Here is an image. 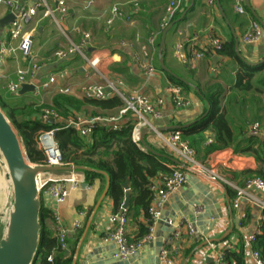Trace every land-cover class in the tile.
I'll return each mask as SVG.
<instances>
[{
	"label": "crops",
	"instance_id": "1",
	"mask_svg": "<svg viewBox=\"0 0 264 264\" xmlns=\"http://www.w3.org/2000/svg\"><path fill=\"white\" fill-rule=\"evenodd\" d=\"M45 1L54 12L56 20L50 16H44V9L41 8L34 21L26 27L27 30L32 31L33 47L35 33L42 35L44 39L43 48L34 50L32 47L33 53L42 64V69L52 67L39 82L51 72L66 69L69 74L63 80H57L47 91L41 92L39 97L33 93L8 94L5 88L7 83L16 79L17 69L27 67L25 58L17 49L18 41L9 39L8 24L3 28L0 27V43L12 46L15 50L7 54L0 63V95L14 102L24 101L46 106L51 105L55 96L65 95L83 103L76 116L105 118L116 116L119 111L102 110L96 106L84 104L83 90L88 84L105 85L107 81H121L122 85L118 86V90L125 95L138 91L148 96L153 102L164 98V103L159 108L162 119L153 121L148 116H145V119L162 135L175 130L160 131V128L179 127L177 131L181 132L182 138L195 150L196 161L204 169L213 170L217 174L216 179L212 180L205 174L192 171L190 167V170L184 169L187 174V183L169 197L163 212V220L170 219L174 223H180L176 229L178 236L173 240V248H176L177 254L172 256L175 255L174 258L179 264H185V262L188 264L191 259L188 257L192 256L193 252L203 251L206 247L205 245L198 249L199 245L206 242V239L208 241L221 239L229 229H232L233 232L225 239L229 237L227 241H230L236 238L237 246L240 240H244L245 236L259 228L261 211L245 201H242L238 208H233L234 198L229 197V191L242 187L244 181L255 177L259 170L264 173V66L253 73L251 89L242 91L236 87L239 77L247 78L241 65L228 55L217 54L210 49L211 40L217 39L225 45L230 40L234 41L236 36L238 46L236 47L234 42L235 53L238 52L242 59L254 65L246 64L236 53L237 57L251 67L263 65L264 39L258 46H252L243 44L241 36L252 21L264 23V0H249L251 10L246 7L245 0H241L243 14L235 11V0H219L223 13L216 3L214 6H209L205 0H182L181 8L171 22L175 23L166 33L161 49L160 42L164 30H159V23L170 0H93L92 6L88 9L83 7L87 0H65L67 12L64 16L56 11L58 0ZM135 1L138 4L137 9L134 6ZM33 2L35 1L23 0V5L29 6ZM113 6L118 7L122 14L108 25L106 20L110 18V10ZM8 14L5 8L0 7V20ZM54 24L67 39L60 35H57L58 38L55 36ZM83 33L90 34L84 54L96 61L95 69L80 55H72L62 60L51 58L55 51L65 49L70 41L74 44L79 43ZM151 35L155 36L153 47L147 44V39ZM179 44L183 45V52L187 57L186 64H183L175 55ZM145 52H148L156 69L151 76L145 75L140 68L141 60L146 57ZM197 53H203V56L197 58L195 56ZM49 58L51 60L47 61ZM160 59L172 74L162 70ZM168 74L186 85V89L177 85L181 88L183 96L190 102L186 108H176L165 94L167 86L176 85L169 80ZM64 87H69L71 93H58L57 90ZM212 95L220 100L221 111L227 119L232 138L219 150L205 155L202 151L203 146L213 140V133L209 127L200 126L198 123L208 116L210 107L207 98ZM112 96L114 95L110 98ZM253 98L254 102L251 101ZM135 121L134 114L127 112L122 116L120 123L124 127L130 122L134 125ZM255 122L260 124L262 132L251 142L250 126ZM200 136L205 139L203 146L199 141ZM85 141L90 143L91 135L85 138ZM143 143L145 147L141 144L142 151L151 149L152 154L158 158L170 157L185 163L160 141L152 129L145 132ZM159 151H163L164 154ZM162 162L168 167L176 166H170L164 160ZM0 164L1 239L6 228V222L4 219L1 220V216L3 210L12 205V192L10 182H7L5 178L7 171L1 157ZM77 172L82 174L83 182H85L84 173ZM203 172L208 173L206 170ZM64 173L66 172L57 173V175ZM159 177L154 178L151 183H156ZM78 178L81 180V175ZM105 185V178L104 181L95 178L87 184L85 189H82L81 185L79 189H71L67 200L59 206L60 216L66 226L70 227L76 222L81 225L76 233L67 238L69 254L66 256H72V263L74 260L76 264H109L114 261L116 246L114 243L104 242L102 238L110 229L109 215L118 212L122 206L124 189L121 185L123 198L119 208H115L113 198L107 193L92 217L94 207ZM254 194L261 197L256 192ZM136 196L131 192L130 203L126 209L128 219L126 230L129 241L140 239L142 229L148 227L146 211L135 205ZM192 203L204 207L202 216L194 217ZM41 205L48 212L52 208V201L46 197L41 200ZM211 218L214 220L211 221ZM163 220L156 226V233L159 236H167L170 228H173ZM184 221L193 223L196 229L194 236H187L186 227L183 226ZM88 223L90 225L85 233ZM45 224L54 234L50 217L45 218ZM84 234L85 237L82 240ZM78 235L79 238H77ZM225 239L213 244L218 245ZM77 249L79 252L76 256ZM154 258L155 247L145 245L131 264H155ZM206 264L211 262L209 263L207 259Z\"/></svg>",
	"mask_w": 264,
	"mask_h": 264
},
{
	"label": "built area",
	"instance_id": "2",
	"mask_svg": "<svg viewBox=\"0 0 264 264\" xmlns=\"http://www.w3.org/2000/svg\"><path fill=\"white\" fill-rule=\"evenodd\" d=\"M209 6H214L216 0H205ZM93 0H87L83 6L84 9H88L92 6ZM182 0H170L164 11L159 23V30H165L173 21L176 13L180 10ZM134 6L137 9L138 4L134 2ZM0 7L5 8L8 13H12L14 20L9 24V39L10 41H18L17 49L27 62L26 68H19L16 71V79L9 81L6 85V91L8 94H16L20 91L24 84H34L33 94L36 97L41 95V92L47 91L54 85L57 80H63L68 76V70H59L57 72L49 73L45 79L35 84V77L42 69L41 63L32 51L33 47V35L31 30H27V26L31 24L37 17V14L41 8L44 9V16H50L53 20L54 12L47 6L45 0H36L31 5H19V1L14 0H0ZM235 11L239 14L244 13V8L241 0H235ZM56 11L61 16H64L67 12L65 0H58ZM121 12L118 7L113 6L110 10V18L106 20V24L110 25L114 18L121 16ZM264 19V11H263ZM90 39L89 33H83L79 43L74 44L70 40V44L61 50H57L53 53L51 58L57 60L66 59L72 55H80L84 58L86 63L92 68H96V61L91 60L84 54L87 43ZM264 39V29L260 22L252 21L248 29L241 36V42L246 45L258 46ZM155 36L151 35L147 39L149 47L154 46ZM211 47L214 51H219L222 48V42L214 39L211 40ZM14 48L9 45L0 43V63L6 57L7 54L14 52ZM145 59L140 62V68L142 72L151 76L155 73L156 69L153 66L151 58H149L148 52H145ZM176 57L183 63H187V57L183 52V45L179 44L175 50ZM197 58H201L203 53H197ZM49 58L47 61H50ZM121 81L109 82L105 85L101 84H88L83 90V96L87 99H108L111 95L119 97L125 104V106L118 112L116 116H110L107 118L102 117H83L75 116L68 118L59 117L58 113L49 107H45L41 111L40 119L43 122L53 119L55 123L60 124V128H73L77 135L85 140L98 124L107 125L110 131L116 132L122 130L123 126L120 121L123 115L127 112H132L136 117L135 124L131 129V140L141 149V130L152 129L160 141L165 144L176 157L181 159L187 164L192 171L200 174H205L209 179H216L217 174L213 170L204 169L195 159L196 152L189 145L188 141L184 140L180 131H170L167 135H162L155 130L145 119V116L150 117L153 121H160L162 119V113L159 109L163 103L164 98H159L155 102L151 101L148 96L139 93L138 91H132L128 95L121 93L118 90V86H121ZM109 90V91H108ZM58 93L69 94L71 89L69 87L59 88ZM165 94L170 98L176 108H186L190 102L183 94L182 90L177 85H169L165 89ZM58 128H54L45 132H41L36 141L37 148L43 154L42 163H33L34 167H56L64 165H73L63 162L62 152L58 143L55 141L54 134ZM261 126L258 122L253 123L250 126V136L257 137L261 134ZM1 156V155H0ZM2 157V156H1ZM206 170L208 173H204ZM7 175V173H5ZM46 175H49L46 177ZM81 175V180L78 176ZM40 180V181H39ZM83 182L82 174L77 171L66 172L63 175H57V173H39L36 176V184L40 201L46 197L52 201V208L48 211L49 217L53 224L54 237L58 243L59 250L61 252L67 251V238L70 235L76 233L81 225L76 222L72 226H66L59 213V206L62 205L68 198L69 191L71 189H79ZM187 183L186 172L175 166L172 171L167 175L159 177L156 183H151L149 190L151 192V199L147 208V221H148V233L136 241H129L127 238V212L120 207L118 212L109 215L108 222L110 229L105 233L102 240L104 242L114 243L116 246V252L113 255V259L116 261H127L133 257H136L138 252L156 239V226L163 220L164 207L169 197L177 192L181 187ZM235 196L232 202L233 208H238L242 201L247 204L256 207L260 211L264 210V180L257 177L247 179L242 187L234 188ZM258 193L261 197H257L254 193ZM11 206L3 210L1 220L7 222L8 215L11 210ZM191 209L195 218L203 215L204 207L200 204H192ZM244 216V215H243ZM214 219L211 218V221ZM262 217L260 218V221ZM169 226H174L175 233L170 234L168 237L163 238L162 247L159 254V264H179L174 258L177 254L176 248H173V240L178 236L176 229L180 226V223H174L172 220H163ZM187 230V236L191 237L196 234V229L191 222L184 221ZM260 233V229L257 228L254 232L244 237V261L245 264H264L259 251L252 248L255 242L256 236ZM206 242L208 240L206 239ZM236 238L230 241H223L222 243L215 245L213 243H207L203 251L193 252L188 264H206L207 259H211V264H228L226 260V253L229 251L237 250ZM172 254H175L172 256ZM47 262H53V255L50 254L46 258Z\"/></svg>",
	"mask_w": 264,
	"mask_h": 264
},
{
	"label": "trees",
	"instance_id": "3",
	"mask_svg": "<svg viewBox=\"0 0 264 264\" xmlns=\"http://www.w3.org/2000/svg\"><path fill=\"white\" fill-rule=\"evenodd\" d=\"M175 18L176 16L174 19ZM210 50L214 51L212 47ZM216 53L228 55L237 60L247 78L244 79L243 77H239L236 87H239L242 91L250 90L252 87L251 78L253 73L257 72L264 64L251 67L242 62L234 51L233 40L222 45V48L216 51ZM168 77L173 84L179 85L185 89L187 88L183 82L177 80L172 75L168 74ZM207 101L210 107L209 114L198 124L200 126L209 127L213 133V140L204 146L203 143H205V139L203 136H200L199 139L203 146L202 151L204 154L210 155L225 146L229 140H231L232 133L228 126L227 119L221 111L218 97L212 95L207 98ZM84 104L93 105L102 110L116 109L118 111L125 106L124 102L117 96H112L109 99L85 98ZM82 105L83 103L77 102L73 98L65 95L55 96L50 106L37 105V103H25L24 101L14 102L10 98L0 95V108L20 137L25 152L32 163H42L44 159L42 152L36 145L38 135L41 132L58 128L54 134V138L62 152L64 163L84 166L107 173L110 178L108 195L113 198L115 208H119L122 203L123 190L121 185L128 180L132 194L137 195L136 207L147 212L151 199V192L149 190L151 181L161 175L169 174L173 169V167H168L166 164H163L162 160L169 163L170 166L175 165L169 161L168 157L162 159L149 151H142L131 140V129L133 127V123L131 122L126 124L122 130L116 132L110 131L107 125L98 124L91 133V142L88 143L81 139L73 128L59 129V123L50 124L40 119L41 111L45 107L54 109L61 118H68L75 117ZM93 115L95 114L93 113ZM253 138L254 137H250L251 142ZM192 143H194V141H192ZM159 153L164 154L163 151H159ZM83 173L85 183L87 184H90L95 178L104 181V177L100 174L92 172ZM255 177L264 180V173L262 170H259ZM234 196L235 191H229V197L234 198ZM261 214L260 233L256 236L252 248L259 251L264 262V210L261 211ZM48 217L49 213L41 205L40 242L36 257L32 264H72V256H66L64 252L59 250L53 232L46 226L45 218ZM247 217L249 220V215ZM147 233L148 228L142 229L140 237H143ZM77 238H79V235ZM236 249L235 251L226 253L225 256L228 264H245L243 240H240ZM50 254L53 255L52 263L46 260Z\"/></svg>",
	"mask_w": 264,
	"mask_h": 264
},
{
	"label": "water",
	"instance_id": "4",
	"mask_svg": "<svg viewBox=\"0 0 264 264\" xmlns=\"http://www.w3.org/2000/svg\"><path fill=\"white\" fill-rule=\"evenodd\" d=\"M17 1V0H14ZM36 1V0H32ZM216 4L220 11L222 12V8L220 5V1L216 0ZM246 7L251 10L249 6V0H245ZM223 13V12H222ZM224 17V14H222ZM14 20V16L12 13H9L4 18L0 20V27L3 28L8 24L12 23ZM261 25L264 27V23L259 21ZM175 22L171 23L169 27H167L161 37L160 49L163 47L164 38L166 33L173 27ZM235 46H238L237 37L234 36ZM89 51V49H88ZM240 59L241 56L238 52H236ZM248 65L251 64L244 59H242ZM160 66L162 70L165 72L172 74L170 70H168L163 63V60L160 59ZM52 67L42 69L36 77L35 84L38 83L44 74L51 69ZM109 91V90H108ZM34 92V84H24L22 85L19 95H23L26 93ZM48 123L55 124L53 119L48 120ZM179 127H167L165 129L160 128V131H169V130H177ZM149 129H143L141 131V144L145 147L143 143V137L145 132ZM148 149V148H147ZM151 153L153 151L148 149ZM0 155L2 156L6 168L7 175L11 185L12 192V206L8 215V220L6 222V228L3 237L0 239V264H32L37 253V249L40 242V231H41V223H40V210H41V201L38 194L37 184H36V176L39 173H63V172H92L96 174H100L104 176L106 185L105 188L100 195L98 202L96 203L92 217L98 210L100 204L107 196L108 189L110 186V178L109 175L103 171L94 170L91 168H87L79 165H64V166H56V167H34L33 163L29 160L25 150L22 148L21 141L14 127L0 108ZM168 159L177 167L181 169L190 170L189 166L181 161L170 158ZM82 189L87 187V183L83 182L81 184ZM122 188L124 189V200L122 203V208L127 209L131 199V192L129 188L128 181L122 184ZM195 204V203H192ZM90 223H88L85 233L89 227ZM174 228V226H172ZM157 228V227H156ZM170 228L169 234L167 236H159L157 233L156 239L154 242L149 243L150 247H155V264H159V254L162 247V240L165 237H168L170 234L175 233V230ZM233 232L232 229H229L225 235L221 239H211L208 242H204L199 245L198 249L207 245V243H213L217 241H221L225 239L229 234ZM85 234L82 238L84 239ZM81 240V242H82ZM79 249L76 251V256L78 255ZM69 251H65V255H68ZM90 256V255H89ZM191 255L188 257L190 258ZM135 257L127 260V261H116L109 264H131ZM208 262H211V259H208ZM72 264H76V260L73 261ZM187 264V262H185Z\"/></svg>",
	"mask_w": 264,
	"mask_h": 264
},
{
	"label": "rangeland",
	"instance_id": "5",
	"mask_svg": "<svg viewBox=\"0 0 264 264\" xmlns=\"http://www.w3.org/2000/svg\"><path fill=\"white\" fill-rule=\"evenodd\" d=\"M19 5L21 6V5H23V0H19ZM54 27H55V36L58 38V36L60 35L62 38H65L66 36H64L59 30H58V28H57V26L54 24ZM58 35V36H57ZM54 36V37H55ZM66 39H67V37H66ZM43 37H42V35H39L38 33H35L34 34V50H38L39 48H43ZM251 101L252 102H254V98L253 99H251ZM19 139H20V137H19ZM20 141H21V139H20ZM21 145H22V148L24 149V146H23V143H22V141H21ZM25 150V149H24ZM1 157V156H0ZM1 165V164H0ZM0 169H1V167H0ZM5 178H6V181L8 182L9 181V179H8V175H6L5 176Z\"/></svg>",
	"mask_w": 264,
	"mask_h": 264
},
{
	"label": "bare ground",
	"instance_id": "6",
	"mask_svg": "<svg viewBox=\"0 0 264 264\" xmlns=\"http://www.w3.org/2000/svg\"><path fill=\"white\" fill-rule=\"evenodd\" d=\"M1 159H2V162H3V164H4V166H5V168H6V165H5V162H4V160H3V158L1 157ZM6 171H7V168H6ZM49 175H46V177H48ZM40 181V180H39Z\"/></svg>",
	"mask_w": 264,
	"mask_h": 264
}]
</instances>
